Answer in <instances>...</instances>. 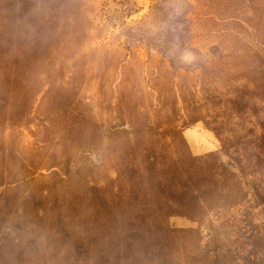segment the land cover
<instances>
[{"label":"rangeland","instance_id":"rangeland-1","mask_svg":"<svg viewBox=\"0 0 264 264\" xmlns=\"http://www.w3.org/2000/svg\"><path fill=\"white\" fill-rule=\"evenodd\" d=\"M0 264H264V0H0Z\"/></svg>","mask_w":264,"mask_h":264}]
</instances>
